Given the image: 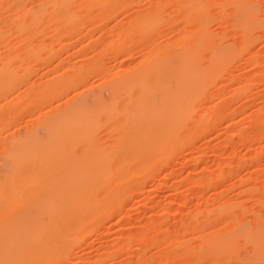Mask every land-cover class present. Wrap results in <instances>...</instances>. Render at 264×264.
Returning a JSON list of instances; mask_svg holds the SVG:
<instances>
[{
    "label": "rangeland",
    "instance_id": "374dc122",
    "mask_svg": "<svg viewBox=\"0 0 264 264\" xmlns=\"http://www.w3.org/2000/svg\"><path fill=\"white\" fill-rule=\"evenodd\" d=\"M48 1L23 0L18 9L37 10ZM58 1L38 23H11L12 5L0 12V63L10 60L12 72L25 71L0 100V107L13 102L15 111L21 108L0 128V146L30 128L43 136L39 122L85 99L88 147L75 142L69 148L73 164L87 150L91 165L123 166L125 177L94 192L88 221L48 263L247 264L242 260L250 259L256 243L245 237L238 236V259H196L181 250L201 252L203 234H223L236 224L254 230L264 224V0ZM251 7L255 19L245 31L241 21ZM204 35L213 44L200 51V67L221 48L234 54L196 91H188L186 116L181 94L185 67L174 57ZM153 59L164 63L153 96L164 121L159 124L152 115L146 120L148 128L160 125L156 134L163 141L149 149L129 145L120 157H108V152L116 154L131 126L122 105L125 93L114 98L117 92L111 88ZM186 71L189 85L198 84L191 77L193 68ZM44 145L50 143L45 139ZM7 166L0 159V168ZM110 193L116 203L120 199L115 206L104 204ZM73 222L65 218L60 224Z\"/></svg>",
    "mask_w": 264,
    "mask_h": 264
},
{
    "label": "bare ground",
    "instance_id": "6f19581e",
    "mask_svg": "<svg viewBox=\"0 0 264 264\" xmlns=\"http://www.w3.org/2000/svg\"><path fill=\"white\" fill-rule=\"evenodd\" d=\"M101 1L111 0H87L88 4H97ZM23 0H0V12L15 6L11 13V23H38L45 12H51L60 5L58 0H49L46 5L40 4L37 10L23 11L18 9ZM199 11L204 10V5H198ZM7 5V7H6ZM255 8V7H254ZM251 7L247 17L241 21L243 30L250 28L256 8ZM255 11L254 13L250 11ZM64 16V21H69ZM144 19L142 23H146ZM2 21V19H0ZM204 23V22H203ZM213 44L210 35L199 37L194 44L176 55L180 67H185V77L182 79L181 94H184L186 106L185 115L189 112L187 106L188 91L195 90L221 68L222 62L233 54L227 47L214 51L208 65H198L199 53L205 47ZM6 61V60H5ZM221 63V64H220ZM14 64L7 60L0 63V100L10 92L25 75L24 68L12 72ZM164 63L153 59V62L141 69L133 70L120 87H112L118 93H125V101L122 102L123 110L127 115L128 129L120 137L123 143L117 146L116 154L108 157L116 159L122 155L124 149L131 146H141L149 149L160 145L163 136L156 134L164 121V113L156 105L154 93L160 82V74ZM193 68L191 77L198 84L189 85L187 80L188 69ZM56 87V86H53ZM57 93V89L53 90ZM25 100L18 102L24 104ZM87 101L82 99L70 104L64 111L57 110L45 122H39L44 129L43 136L34 129H27L25 136L16 133L7 137L0 146V159L8 163L7 167L0 168V264H49L53 255L56 256L58 248L73 239L79 232L82 221L89 219V208L94 203V192L112 183H118L124 179L125 168L115 166L109 168L104 165H91L86 157V152L80 162L74 163L71 156V148L75 142H80L88 147V139H85L84 130L89 128ZM16 103H5L0 107V128L12 122L19 110ZM183 105V104H182ZM14 111L16 112L14 116ZM182 111V109H181ZM156 117L160 122L154 128H148L149 116ZM45 139L50 146H45ZM44 140V141H43ZM115 156V157H114ZM80 160V159H78ZM116 195L113 193L105 197L104 204L117 205ZM88 205V206H87ZM225 205V204H223ZM231 204L222 208L227 211ZM65 218H73L74 222L63 227L60 221ZM224 231V230H223ZM238 236L253 240L256 243L248 260H242L247 264H264V224L257 225L254 230L251 226L232 225L228 232L203 234L200 238V251L196 254L188 252L183 247L181 252L194 258L203 255H216L219 259L231 257L240 258ZM54 248H51L54 246ZM52 263V262H50Z\"/></svg>",
    "mask_w": 264,
    "mask_h": 264
}]
</instances>
